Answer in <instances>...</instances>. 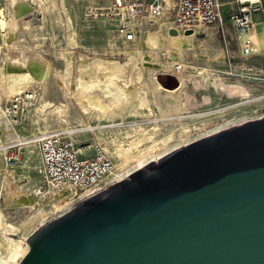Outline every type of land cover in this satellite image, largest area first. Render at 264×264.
<instances>
[{
	"label": "rangeland",
	"instance_id": "rangeland-1",
	"mask_svg": "<svg viewBox=\"0 0 264 264\" xmlns=\"http://www.w3.org/2000/svg\"><path fill=\"white\" fill-rule=\"evenodd\" d=\"M220 2L225 4L222 17L226 20L222 26L220 23L211 26L208 36L197 33L194 39L177 49L169 41L172 14L165 13L157 20L145 14L138 22L128 21L138 35L135 42L124 44L116 30L119 23H115V19L88 14L89 0H0V11L5 12L10 23L7 32L0 28V75L5 71L18 75L27 68V73L32 70V79L37 81L25 79L17 85H27L21 91H28L35 99L28 102L23 112L0 120V146L9 147L5 155L0 154V209L6 221L19 230L15 238L22 239L24 227L35 219L47 220L77 202L73 198L74 190L59 197L40 199L36 196L41 184V158L36 143L30 147L24 143L36 135L68 132L88 125L95 127L94 132L73 133L71 137L84 155H93L98 149L107 152L120 175L127 174L126 167L130 165L121 157L126 154L125 149L152 151L148 153V161L243 117H264V32L258 31L260 49L254 44L248 45L254 53L246 54L245 43L230 20L244 4L240 0ZM18 8L19 13H14ZM23 8L29 11L24 12ZM151 39L158 40L154 44ZM93 59L99 67L92 69L89 62ZM173 62L186 66L180 78L174 70L171 72L175 74L169 73L167 66ZM109 64L119 71L124 69L120 80L127 74V77L133 76L140 93L132 103L139 115H128L122 126H119L123 123L121 120L114 123L108 119L96 120V111L93 115L86 113L74 99L77 73L83 72L86 78L90 71H96L104 79L118 78L115 73L107 72ZM172 78L177 81V88L185 84L177 100L181 109L174 114L181 112L182 118L173 115L164 119L167 116L160 113L165 111L166 99L148 92L154 86L150 79L172 89ZM123 84L124 81L120 86ZM1 88L0 108L5 111L12 95L5 93L8 89ZM114 124L118 126L109 127ZM132 128L140 129L134 132ZM131 139L136 141L132 146L126 143ZM118 145L122 150H115ZM16 151L20 159L5 172L6 161ZM146 161L134 163L130 171ZM8 187L14 192L23 190L27 195L33 194L34 200L29 205L14 208L7 196Z\"/></svg>",
	"mask_w": 264,
	"mask_h": 264
},
{
	"label": "water",
	"instance_id": "water-1",
	"mask_svg": "<svg viewBox=\"0 0 264 264\" xmlns=\"http://www.w3.org/2000/svg\"><path fill=\"white\" fill-rule=\"evenodd\" d=\"M7 239L0 264H264V117L153 157Z\"/></svg>",
	"mask_w": 264,
	"mask_h": 264
},
{
	"label": "built area",
	"instance_id": "built-area-1",
	"mask_svg": "<svg viewBox=\"0 0 264 264\" xmlns=\"http://www.w3.org/2000/svg\"><path fill=\"white\" fill-rule=\"evenodd\" d=\"M168 1L172 3L171 6H168ZM222 7L219 0H92L88 14L115 19L114 22L119 23L116 30L120 39L124 44H131L135 42L137 33L127 22H138L145 14L153 20L163 17L165 13L172 14L170 29L197 33L217 23L222 26L226 20L222 17ZM257 12H264L262 0L245 3L238 14L230 17L239 38L245 43L243 51L246 54H252V50H248L250 47L247 48L248 36L254 27L253 17ZM28 94L27 91L14 96L8 107H4L6 115L14 117L19 111L23 112L28 102L35 99ZM71 136L66 132H57L39 134L33 138L42 162L39 170L41 184L36 190V196L40 199L59 197L74 190V201H78L125 175L117 173V167L107 152L98 149L93 155H84ZM19 159L20 153L16 151L6 161V169L13 168L12 164Z\"/></svg>",
	"mask_w": 264,
	"mask_h": 264
},
{
	"label": "bare ground",
	"instance_id": "bare-ground-1",
	"mask_svg": "<svg viewBox=\"0 0 264 264\" xmlns=\"http://www.w3.org/2000/svg\"><path fill=\"white\" fill-rule=\"evenodd\" d=\"M8 1L11 2V0H8ZM250 1H253V0H243L241 3L245 4V3L250 2ZM171 5H172V3L170 1H168V6H171ZM17 7L21 8L18 5H17ZM15 10H16V8H15ZM19 11H20V9L17 12L15 11L14 13L18 14ZM26 15H27V13H26ZM15 17L18 18L17 16H15ZM37 18H38V16H37ZM9 26H10V23L8 22V19L6 18L5 12L1 10L0 11V28L5 33V32H7L9 30V28H10ZM169 30H170V28H169ZM195 37H196V33L186 34L184 32H178L177 31L175 33V35H171L170 34L169 41L177 49H181L183 44H184V42H189L190 39H194ZM157 40H155V39L152 40L151 39V41L154 42V44H156ZM248 50L251 51L250 49H248ZM252 53H254V52H252ZM79 58H81V57H79ZM89 63H90V67L92 69L94 67H96V68L99 67V65L96 66V64L94 62V59L91 60ZM167 68H168V70H170L169 73H174V72H171V70H174L176 75H178V77L180 78L182 76V73L186 69V66L184 64H182V63H174L173 62V63L168 64ZM123 70L124 69L121 68L120 71H119L113 65L109 64L107 72L115 73L118 76V78L117 77H112V78H109V79H104L102 76L99 77L97 75L96 71H94V72L92 71V73H91V71L89 70L90 73H88L86 78L82 76L83 72L77 73L78 74L77 75L78 78L76 79V81L74 80L75 82H74V85H73V87H74L73 93H74V96H75L74 99L77 101L79 106L86 113L91 112V114L93 115L92 112L96 111V115H95V119L96 120L108 119V120L112 121L113 123L118 121V120H121L123 123L119 124V126H122L124 124V122H126L124 120L126 119V117L128 115L133 116V117H136L137 115H139L138 112L135 110V105H133L132 103H133L134 97H138V94H140L138 89L136 88V84L137 83L136 84L134 83V81L136 79L134 80L133 76L132 77H127V75H128L127 74L122 80H120V78L123 75ZM0 72H1V70H0ZM31 72H33V71L31 70L30 73L29 72L27 73V68H26V70L24 72H22V73H20L18 75L17 74H12L10 71H5L4 74L0 75V87H2L1 89L5 90V91L8 89L9 92H5V93L6 94L7 93L11 94L12 95L11 99L14 96H16V95L21 94L22 92H24V91H21V90L25 89V87L27 86V85L26 86H21V87L17 86V85H21L22 84L21 81H25V79H29V80L37 83V81L32 79V73ZM10 76H16V77H12V79H11ZM140 76H142V75H140ZM44 77L42 76L41 79L44 80L45 79ZM15 78H17V79H15ZM18 78H21V79H18ZM123 81H124V84L122 86H120V83H123ZM150 82L154 86L148 92H150V94H152L154 96L155 95H159L160 97H163L164 99H166L165 102H167V106L165 108V111H162L160 113V115L161 116H167L164 119L171 118L175 113L178 112L177 111L178 108H179V110L181 109L178 106L177 100L180 97V95L182 94L185 84L183 83L184 85L183 84H182V86L180 85V87L177 88V89H167V88H165L163 86H160L155 81V79H150ZM123 86L127 90H125L123 88ZM29 87H31V85ZM0 93H1V91H0ZM139 100L141 101V104L144 103L143 98H141ZM117 102H119V103H117ZM122 102H126V103L123 104ZM159 108L161 109L160 105H159ZM178 114L179 115H174V116H176V118H182L181 112L178 113ZM7 117L8 116L6 115V112L3 111L2 108H0V120H2L3 118H7ZM160 120H163V119H160ZM113 126L117 127L118 125L114 124V125H110L109 127H113ZM94 129H95V127H91V126L88 125V126H85V127L81 128V129L70 130V131H68L66 133H68V135H72L73 133H78V132H83V131H93ZM139 129L140 128H134V129L132 128V131L136 132V131H139ZM50 133L51 132H45V133H42V134H50ZM52 133H55V132H52ZM129 134H130V131L127 132V135H129ZM33 138L28 139L27 142H24V143L27 146L30 147L32 144L36 143L35 140H33ZM132 139L130 141H126V143H128V144H130L132 146V144L134 142H136L135 140H132ZM19 140H21V139H17V141H19ZM16 146H19V144H17ZM10 147L13 148V146H10ZM20 147H23V146H20ZM8 148H9L8 146H0V154L5 155L7 153V151H8ZM116 148H117V149H115L116 151L117 150H122L121 145H118ZM124 151H126V154L121 156V157L126 158V160L129 161V163H130L129 167H126L127 173L130 172V170H131L130 166L131 165H133L134 163L136 164L137 162L140 163V162L146 161V159L148 158L147 157L148 153L150 154V152H152V151H148V152L147 151H141V150H138V149L135 150V151H133L132 149H130V150L125 149ZM7 169L5 168V172H8ZM10 187H11V185H10ZM8 189L9 190H8L7 196L11 200L14 208L15 207H19V206L29 205L34 200L33 194H28L27 195L26 193L23 192V190H21V192L20 191L14 192L9 187H8ZM17 192H19V193H17ZM6 220L7 219L5 218L3 211L0 209V233L4 232L5 234H8V239L6 241H10V240H13V239H17V240L20 241L21 238H15L14 237V236H18L20 234L19 230L16 228L15 225L9 224ZM44 220H45V218H37L33 222H31L29 225L25 226L23 231H22V232H25L23 236L25 237L26 235H28L31 231H33L40 224H42V222H44ZM12 235H13V238H12ZM24 237H22V239Z\"/></svg>",
	"mask_w": 264,
	"mask_h": 264
},
{
	"label": "crops",
	"instance_id": "crops-1",
	"mask_svg": "<svg viewBox=\"0 0 264 264\" xmlns=\"http://www.w3.org/2000/svg\"><path fill=\"white\" fill-rule=\"evenodd\" d=\"M220 1V0H219ZM92 0H89V3H91ZM263 4H264V0H262ZM223 4V3H222ZM225 4H223V7H224ZM222 11V10H221ZM253 24H254V27L251 31V33L249 34L248 38H249V45H256L259 49H260V46H261V43H260V34L258 33V31H263V28H264V12H257L254 17H253ZM236 29V28H235ZM209 31L210 30V27H205V28H202L199 32L197 33H205L208 34L210 33ZM237 31V30H236ZM238 32V31H237ZM196 33V34H197ZM138 35V33H137ZM137 37V36H136ZM136 41V40H135ZM252 49V48H250ZM258 52V51H257ZM256 52V53H257ZM41 164L42 162L40 163V167H41ZM11 185V184H10ZM10 207L12 208V206L10 205Z\"/></svg>",
	"mask_w": 264,
	"mask_h": 264
}]
</instances>
